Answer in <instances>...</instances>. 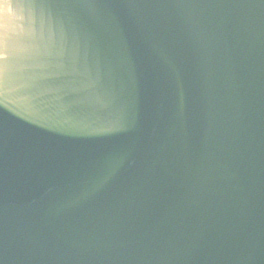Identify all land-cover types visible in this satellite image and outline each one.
Returning a JSON list of instances; mask_svg holds the SVG:
<instances>
[{
  "label": "water",
  "instance_id": "95a60500",
  "mask_svg": "<svg viewBox=\"0 0 264 264\" xmlns=\"http://www.w3.org/2000/svg\"><path fill=\"white\" fill-rule=\"evenodd\" d=\"M0 264H264V0H0Z\"/></svg>",
  "mask_w": 264,
  "mask_h": 264
}]
</instances>
